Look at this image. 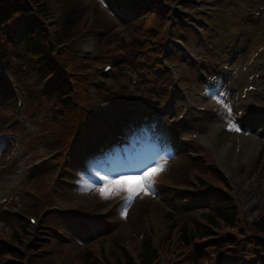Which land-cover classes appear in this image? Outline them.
<instances>
[{"label": "rangeland", "instance_id": "obj_1", "mask_svg": "<svg viewBox=\"0 0 264 264\" xmlns=\"http://www.w3.org/2000/svg\"><path fill=\"white\" fill-rule=\"evenodd\" d=\"M53 1L42 0V5L47 13H58L61 16L60 22L73 5L80 7L74 16L76 26L68 33L59 29L51 38L71 45L70 50L67 48L60 57L52 54L53 63L61 66L65 62L63 66L67 68H59L68 73L76 71V74L85 75L69 74L67 78L73 83L74 90L78 91L74 96L82 105H77L72 114L69 112L65 116H77L91 109L93 112L95 103H101L104 107H113L115 115H125L131 111L136 113L137 119L149 116L160 133L156 139L153 134L149 138L153 141L151 147L139 139L136 162L130 164L129 168L114 164V159L111 160L113 152L109 151L108 156V151L101 149V156L106 159L108 156V164H103L99 156L94 157L92 151L83 145L96 136L104 135L106 131L100 130L97 124L88 130L91 126L88 115H85L87 122L84 127L73 122L63 131L57 123V113L63 107L53 95H47L48 89H44L45 82L56 74L55 71L49 72L43 81L38 78L36 66L27 63L29 55L23 56L21 53L17 56L19 46L13 48L8 45L0 53V67L4 71L2 77L8 78L19 89L15 90L13 97L4 98L0 102V181L9 184L8 194L0 200V264H10L9 253L15 251L22 253L26 259L23 264H83L84 258L80 255L84 250L109 264H125L121 252L138 263L143 239H147L150 249L157 252L158 264H194L190 261L191 254L194 245L199 242L194 240L193 244L185 248L180 229L186 232L190 229L192 233L195 226L201 230L207 227L205 214L212 210L215 198L220 196L227 201L231 200L241 214L237 228L244 229L247 235L260 237V234L254 233L253 225L264 213V48L253 53L245 64V68L251 72L247 95L236 97L234 104L224 103L223 107H217L215 100L222 97L191 103L195 99L190 95L189 88L193 87L194 82H204L201 74L205 75L207 71L214 74L224 55L231 50L229 41L233 38L225 34L228 22L236 20L237 25L245 26L255 21L264 38V0H156L155 7L160 6L164 12L177 7L190 16L185 19L184 14L181 20L188 19L189 24H193L196 19L203 24L202 27L197 22L193 24L201 30L199 34L184 24L181 25L183 28H175L174 32L168 25H164V33L163 29H159L157 21L152 23L147 18L143 26H150L151 23L153 26L148 28L147 34L136 35L134 33L140 21L134 19L126 23L135 31L130 39L135 35V40L144 44L145 52L157 50V39L151 34L153 32L166 37L178 34V31L184 33L183 44L187 51L179 54L176 45H172L169 50L170 55L179 59L178 70L158 78V81L152 73L158 75L161 69L154 67L151 73L147 67L160 57L159 54L154 55L148 63L138 59V64L146 68H135V64L138 67L137 63L127 68L126 64L122 66L123 62L126 58L134 61L141 52L139 46L131 47L130 52H118L112 50V43L105 45L101 42L98 45L96 40L101 34L103 41L107 35H111L108 38L110 41H124L129 33V27L124 24L125 19L127 16L133 17L132 13L127 15L129 7L119 11V14L126 11L121 17L112 15L111 11L116 10V6H109L108 0H58L51 3ZM173 13L177 14L176 11ZM140 15L143 14L135 18ZM173 16L172 13L168 14L169 18H164V21L167 23ZM153 17L156 18L155 15ZM117 28L119 33L113 32ZM70 38L73 39L67 43L66 40ZM89 40L94 45V56L97 59L85 61L87 65H80V46L81 52ZM5 45L1 40L0 50ZM117 53L125 58L119 62L108 80L116 81L119 95L129 96L124 102L113 98L115 88L107 91L104 81H97L102 64L91 66L94 62L105 63ZM146 57L143 55L144 59ZM176 76L181 77V80H176ZM90 77L98 85L85 86V79L90 81ZM127 84L132 87L129 95L123 89ZM4 87L5 90L8 88L6 84ZM68 88L66 80L59 86L60 90ZM18 100L21 101V108L16 107ZM225 105L230 106L231 117L227 115ZM229 119L232 122L240 119L239 130L248 136L246 140L250 146L246 150L242 149L243 144L234 135H222L224 146L221 149L206 138L210 137L209 133L204 136L210 130L207 128L208 121L215 122L216 133L220 134V125L228 123ZM175 140H179L181 146L176 145ZM82 146L84 148L80 149ZM226 153L229 155L224 160ZM69 154L76 158H79V154L83 155L84 161L91 163L87 172L93 176L77 172L74 162H69ZM196 155L202 156L198 158ZM157 164H162L163 168L155 176L153 191L140 193L127 200L121 185L133 186L138 183L137 177L146 167ZM205 164L209 167H205ZM215 166L230 176L228 188L218 181V175L213 169ZM101 176H107L117 183L105 186ZM30 190L32 195L28 192ZM53 206L58 207L62 213L52 212L50 209ZM70 209L75 210V214H69L67 210ZM28 215L37 219L39 224L36 228L27 223L25 216ZM84 222L91 226L92 233L83 229ZM219 226L216 236L227 235L228 232L239 236L237 228ZM22 227L25 228L23 231L20 230ZM50 228L56 229L63 237L54 234L48 236ZM12 232L20 239V244L14 241ZM245 235L242 233V236ZM118 242L122 251L116 249ZM8 244L17 245L18 250ZM198 262L208 264L210 259Z\"/></svg>", "mask_w": 264, "mask_h": 264}, {"label": "trees", "instance_id": "obj_2", "mask_svg": "<svg viewBox=\"0 0 264 264\" xmlns=\"http://www.w3.org/2000/svg\"><path fill=\"white\" fill-rule=\"evenodd\" d=\"M132 1L133 0H129V3H132ZM145 1L149 2V0ZM150 3L153 4L154 1L150 0ZM147 5L143 6V8H150ZM79 9L80 7L78 5H73L68 15L65 16L63 20V32L66 33L72 29L71 26L76 20L74 16ZM30 10L29 7L23 4L22 0H0V34L4 36L7 44L9 42V45L13 48H16V46L11 43L10 35V28L13 20H15L17 15H22L23 17L26 16ZM39 14H42V9H40V7L36 12L37 19L28 18L25 20V27L23 29L24 31L18 48L19 52L17 54L22 53L23 56L29 55L27 63H33L36 66L39 77L44 79L47 73L53 71L54 68L52 64L50 65L49 63V51L51 50L49 47L50 41L47 37L48 35L45 27L39 21ZM149 17L150 14L139 19L136 18L140 21L138 30H141L143 23L146 22V19ZM133 42L135 41H132V43ZM55 43L56 42L54 41L52 44ZM4 90L5 88H2L0 92L1 98H10V95L7 96L4 94ZM59 94L60 93H58V95ZM66 105L68 106V104ZM238 214V211L230 206L229 201L220 196L219 198H215L213 208L205 214V218L207 223L216 229L220 228L219 224L234 229L239 226V219L236 218V215ZM23 228L24 227L21 228L22 231ZM187 230V232L184 229L182 231V241L185 244L184 247L187 248L189 245L193 244L194 240H198L199 242L194 245L195 249L191 254L190 261H193L194 264L204 259H210L208 264H228V261L230 264H250L252 261H255L256 264H264V217H261L254 227V233L260 234V237L247 235L244 229L240 227L237 228L238 233L246 234L244 240H241L240 236L233 233L215 237V233L210 231L207 227L201 230L198 229V226H195L192 233L190 232V229ZM14 236V241L16 242L18 237L16 235ZM117 241H119V239ZM149 245L150 243L148 240L143 239L138 263H135L128 256H124L123 252H121V257H124L125 264H158L156 252L153 249H150ZM116 249L122 251L119 242L117 243ZM217 251H223L224 256H218L216 253ZM210 253H213V255H210ZM9 256L10 264H19V261H21L22 258L16 251L13 253L10 252ZM80 256L81 258H84L83 264H109L105 260L103 261L102 259L94 257L91 253H87L85 250L81 252ZM197 264H199V262Z\"/></svg>", "mask_w": 264, "mask_h": 264}, {"label": "bare ground", "instance_id": "obj_3", "mask_svg": "<svg viewBox=\"0 0 264 264\" xmlns=\"http://www.w3.org/2000/svg\"><path fill=\"white\" fill-rule=\"evenodd\" d=\"M225 34L227 37L233 38L229 41V44L232 45L231 50L239 51L240 53L234 58L235 61H232L229 65L228 75L223 79L221 86L217 89V93L212 96V98L222 97L215 100L217 107H223L224 103L234 104L236 97L247 95V83L251 72L245 68V64L253 53L264 48V38L255 21H250L245 26L237 25L236 20L235 22H228V25H225ZM214 123V121L207 122V128L210 130H207L205 133L210 132V137H208L210 143L217 145L221 149L224 146L223 136L226 135L223 134L222 136V134L216 133V125ZM233 123L237 129H240V122L234 121ZM227 135H234L235 138H238V142L243 144L241 146L243 150L250 147L246 140L248 136L243 135L240 130H229ZM228 155L229 153H226V156L223 157L224 160H226ZM8 185L4 180L0 181V200L5 194H8Z\"/></svg>", "mask_w": 264, "mask_h": 264}, {"label": "snow or ice", "instance_id": "obj_4", "mask_svg": "<svg viewBox=\"0 0 264 264\" xmlns=\"http://www.w3.org/2000/svg\"><path fill=\"white\" fill-rule=\"evenodd\" d=\"M115 10V9H114ZM225 108L227 110V115L231 117V108L228 105H225ZM220 115H223V113H218ZM228 128L229 130H239L236 128L235 124L232 122L231 119L228 120ZM163 165L162 164H157L154 167H146L137 177L138 183L134 184L131 187H128L126 185H121V190L126 193V199L131 200L133 199L136 195L143 193V192H148L151 193L153 191V186H154V179L156 174L162 170ZM100 179L104 182L105 186L113 185L117 183L115 180L110 179L107 176H101ZM103 194V190H102Z\"/></svg>", "mask_w": 264, "mask_h": 264}]
</instances>
